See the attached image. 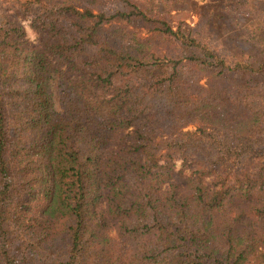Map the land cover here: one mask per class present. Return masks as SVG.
<instances>
[{
  "label": "trees",
  "instance_id": "trees-1",
  "mask_svg": "<svg viewBox=\"0 0 264 264\" xmlns=\"http://www.w3.org/2000/svg\"><path fill=\"white\" fill-rule=\"evenodd\" d=\"M0 264H264V0H0Z\"/></svg>",
  "mask_w": 264,
  "mask_h": 264
},
{
  "label": "rangeland",
  "instance_id": "rangeland-1",
  "mask_svg": "<svg viewBox=\"0 0 264 264\" xmlns=\"http://www.w3.org/2000/svg\"><path fill=\"white\" fill-rule=\"evenodd\" d=\"M9 15L12 19L16 20L18 23H20L26 31L25 40L29 42L31 45H38L39 44V36L38 34L33 30L31 27L30 20H24L20 16L16 15L14 10L9 11ZM176 19H182L187 21L191 25H195L199 22V18L197 16H191L188 12H180L175 14ZM141 35H147L146 29H142ZM204 84V82L202 83ZM60 110L61 108L58 107ZM194 169V168H193ZM192 174V168L187 167L180 160L175 162L174 170H173V177L169 183H166L164 185V189H168L171 184L178 185L180 188H183L185 186L186 180L188 177ZM241 205L244 204V202L240 201Z\"/></svg>",
  "mask_w": 264,
  "mask_h": 264
}]
</instances>
